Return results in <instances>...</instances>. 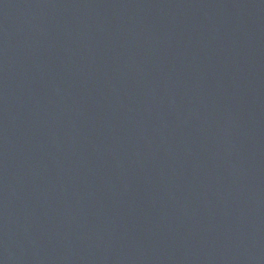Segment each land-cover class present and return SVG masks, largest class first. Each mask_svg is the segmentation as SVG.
Masks as SVG:
<instances>
[{"label": "water", "instance_id": "95a60500", "mask_svg": "<svg viewBox=\"0 0 264 264\" xmlns=\"http://www.w3.org/2000/svg\"><path fill=\"white\" fill-rule=\"evenodd\" d=\"M0 264H264V0H0Z\"/></svg>", "mask_w": 264, "mask_h": 264}]
</instances>
